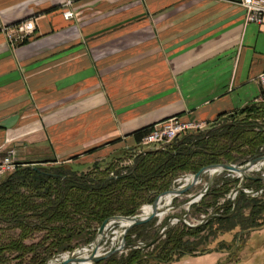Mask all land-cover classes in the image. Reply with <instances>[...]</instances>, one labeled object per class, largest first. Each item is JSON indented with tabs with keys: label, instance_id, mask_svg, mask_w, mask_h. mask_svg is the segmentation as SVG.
<instances>
[{
	"label": "crops",
	"instance_id": "0c3cea01",
	"mask_svg": "<svg viewBox=\"0 0 264 264\" xmlns=\"http://www.w3.org/2000/svg\"><path fill=\"white\" fill-rule=\"evenodd\" d=\"M246 14L240 0H0V160L92 165L141 145L143 128L259 103L264 21ZM232 251L162 264H264V226L241 261Z\"/></svg>",
	"mask_w": 264,
	"mask_h": 264
},
{
	"label": "trees",
	"instance_id": "16d2710c",
	"mask_svg": "<svg viewBox=\"0 0 264 264\" xmlns=\"http://www.w3.org/2000/svg\"><path fill=\"white\" fill-rule=\"evenodd\" d=\"M149 131L150 127L141 129L138 140ZM262 155L264 102H259L222 116L208 130L186 131L165 148L138 154L132 166L96 162L81 172L20 166L0 181V232L4 228L15 232L7 240L0 235V264H8L9 254L16 264H46L56 255L92 242L107 218L137 214L181 175L213 164L247 163ZM235 188L239 189L237 196L231 199L228 195ZM244 188H264L263 179L254 176L241 182L224 172L202 200L192 205L208 215L213 208L214 214L205 223L169 229L151 252L148 248L131 249L95 264H162L211 250L198 251L199 244L189 239L192 236L207 232V238H218L234 232L237 241L243 234L249 235L264 226V192L252 196ZM221 198L223 204H219ZM154 222L133 227L127 241L134 243L133 234L140 240L147 238ZM37 234V242H28Z\"/></svg>",
	"mask_w": 264,
	"mask_h": 264
},
{
	"label": "rangeland",
	"instance_id": "374dc122",
	"mask_svg": "<svg viewBox=\"0 0 264 264\" xmlns=\"http://www.w3.org/2000/svg\"><path fill=\"white\" fill-rule=\"evenodd\" d=\"M214 124H216V123H214ZM212 125H209L205 130H208ZM143 138H144V136H142L141 140H139L141 145H139L138 147H135V149H125V150L115 154V156L110 158L109 161L105 160V161H100L98 163L99 164H105V163L107 164V163L114 162L115 164H117L119 166H132L134 164L135 157L138 154L145 152V151H148V150H152L154 148H165V147H167V145L163 146V147H160V146L158 147L155 145H143L142 144ZM10 152L15 153L14 150H11ZM82 162L83 161H81V162L72 161V162H67V163H44V164L42 163V164H38V165H33V167H35V168H46L49 170L51 168L63 167L65 169H74V170L81 172V171H85V170L89 169L90 167H92L94 165V164L86 165V164H83ZM248 163L249 162L242 163V161H241L239 163H226V164H233V165L234 164H240L242 166H245ZM213 165H216V164H213ZM21 166H24V165H21ZM224 172H227V175L231 176L232 178L233 177L239 178L241 180V182H243L244 179H249V178H252L254 176H261V178L263 179V182H264V165H262L259 169H254V170L252 169V170L248 171L247 174L249 176H247V177L245 175H239L236 172H230V171H226V170H224V171L219 170V171L214 172V173L206 172L201 176L199 183L195 184L188 192H186L185 194H183L181 196L173 198L171 204H169V205L163 204V207L161 208V212L164 213V216L163 217L157 216L154 219H152L151 221H153V220L155 221L154 225L150 226L147 230L148 237H151V236L155 237L154 241H151V239L148 240L149 239L148 237L144 238L143 240L142 239L140 240V239L136 238V234H133V235H131V237L133 238L134 243H129L127 241V237H128V234L130 231L127 234H125L124 232H125L126 228L121 226L120 220L111 219V221L107 225V228L104 231V233L102 235H100L97 232V234H96V236L92 242H90L87 245H83V246L75 249L74 251L64 252V253H61L59 255H56V256L52 257L51 259H49L46 262V264H50L51 262H52L51 264H60L63 261V256L65 254H69L71 257L83 256L85 253H88L90 255L93 252V246L96 244V242H101L100 248H99L100 251H98V252H100L99 254L102 256L107 255L111 250H113L114 248H116L119 245H122L124 240H125L126 244H129V246H126L124 249H121L118 252H116L115 254H117L118 256H120L122 254H128V252L131 249H138V248H145V249L148 248V252H151L154 248L155 243L166 238L167 232L169 229H172V228L181 229L183 227V225H187L189 227H196L200 224L205 223L207 221V219L209 218V216L214 214L213 208L209 209L210 214L208 215V214H205L204 212H202L201 211L202 209H200L198 207H194V206L192 207V205L197 204L202 200L204 195L208 192L209 188L213 184H215L220 178L223 177ZM195 174L196 173L189 172V173H185V174L181 175L180 177H178L174 181L173 186L168 190L185 187V185H184L185 179L190 177V176L193 177ZM5 178H7V176L4 177L3 179H5ZM239 187H242L241 183L238 186V188ZM168 190H166V191H168ZM238 190L239 189H237V188L233 189L232 192L228 195V197L231 199H235L237 196ZM246 190L258 192V191L264 190V188H260L259 190L255 189V188H244L245 192H246ZM246 193L249 195L255 196L252 193H248V192H246ZM262 194L263 193H261L260 195H262ZM260 195H258V196H260ZM224 202H225V199L221 198L219 204H223ZM152 204H144L140 208L139 212L135 215H142L143 207L145 205H152ZM119 216H123V215L111 216L109 218H114V217H119ZM131 216H134V215H131ZM123 217H129V216H123ZM109 218H107V219H109ZM151 221H149V222H151ZM149 222H147V223H149ZM99 228H98V231H99ZM254 231H256V230H254ZM14 233L15 232L13 230H10L8 228H4V230H2L0 232V235H1V237L4 238V240H7L9 237L13 236ZM207 234L208 233L206 232L202 236H192L189 239H190V241H194V242L199 244V246H197L198 251L213 249L216 247H225V248L232 249L233 251L230 254H228L229 255L228 261L229 262H235V261L238 262V261L242 260L243 247H244V244L250 238L251 232L249 233V235L247 233L243 234L241 236V239H239L237 241L234 240V238H235L234 232L226 233L224 235H221L218 238H214L212 236L207 238V236H206ZM256 236H258V235H256ZM39 237H40V235L37 234V235H35V237L33 239H30L28 242H37L39 240ZM147 245H151V248L149 249V247ZM115 254H113V255H115ZM8 258H9L8 264H16L17 263L16 259L13 258V255L9 254ZM92 264H95V263H92ZM151 264H154V261H152Z\"/></svg>",
	"mask_w": 264,
	"mask_h": 264
},
{
	"label": "built area",
	"instance_id": "2783aa9c",
	"mask_svg": "<svg viewBox=\"0 0 264 264\" xmlns=\"http://www.w3.org/2000/svg\"><path fill=\"white\" fill-rule=\"evenodd\" d=\"M241 4L246 8L247 20L251 22L262 23L264 21V0H240ZM74 12L72 10H65L64 17L66 19L74 18ZM19 35L13 40L15 44L21 43L28 36V32L24 27H20ZM13 37V34H11ZM260 85L262 88L259 102H264V72L259 76ZM209 124L205 122L191 123L183 122L179 118H170L164 122L156 124L150 128V131L143 138V145H155L166 146L173 142L177 137L186 131L205 130ZM20 167V164L15 159L14 152H10L6 157L0 160V181L9 174L15 172ZM264 190L253 192L246 190L248 193H252L255 196L263 193Z\"/></svg>",
	"mask_w": 264,
	"mask_h": 264
},
{
	"label": "water",
	"instance_id": "95a60500",
	"mask_svg": "<svg viewBox=\"0 0 264 264\" xmlns=\"http://www.w3.org/2000/svg\"><path fill=\"white\" fill-rule=\"evenodd\" d=\"M259 164L264 165V155L259 156L257 158H254L252 160L249 161V163L245 166H242L240 164H216V165H210L207 167L202 168L199 172H197L194 176H193V180L192 183L185 186V187H181L178 189H171L168 191H165L163 193H161L156 200L154 201V203L152 204V206L154 207V211L150 216L147 217H142L141 215H134V216H129V217H123V216H119V217H114V218H109L107 220H105L103 222V224L101 225V227L99 228L98 233L100 235H102L104 233V231L107 228V225L110 223L111 219H115V220H129L132 223L130 224V226H128L125 229V234H127L133 227L138 226V225H142L144 223H147L149 221H151L152 219H154L155 217L158 216V203L160 202V200L166 196V195H171L173 197H178L181 196L183 194H185L186 192H188L195 184L199 183L201 176L206 173V172H217V171H230V172H241L239 175H245L246 177L249 176L247 174L248 171L252 170L253 167L258 166ZM100 243L101 242H96V246L93 249V252L88 256V260L90 261V264L92 263H96L99 262L102 259L108 258L111 255L115 254L116 252H118L121 249H124L126 246H129V244L125 243V240L123 241L122 245L117 246L116 248H114L113 250H111L107 255L102 256L100 254H98V250L100 248ZM83 260V258L77 256L72 258L71 260H63L60 264H75L76 262H79Z\"/></svg>",
	"mask_w": 264,
	"mask_h": 264
},
{
	"label": "bare ground",
	"instance_id": "6f19581e",
	"mask_svg": "<svg viewBox=\"0 0 264 264\" xmlns=\"http://www.w3.org/2000/svg\"><path fill=\"white\" fill-rule=\"evenodd\" d=\"M261 166H262V164H259L258 166L253 167V170H254V169H259ZM237 173L240 174L241 172H237ZM192 180H193V177H191V176L188 177V178H186V179H185V183H184V185L186 186V185L191 184V183H192ZM173 198H175V197H173V196H171V195H166V196H164V197L160 200V202L158 203V217H163V216H164V213L161 212V208L163 207V204H166V205L171 204ZM153 211H154V207H153L152 205H145V206L143 207V213H142L141 216H142V217L150 216V215L153 213ZM115 222H116V221H115ZM131 223H132V222L129 221V220H125V219L120 220V224H121V226L124 227V228H127L128 226H130ZM117 234H118V233H117ZM95 246H96V245L93 246V249L95 248ZM84 251H85V250H84ZM98 251H100V250H98ZM98 251H97V252H98ZM99 253H100V252H98V254H99ZM88 256H89L88 253H85L83 256H79V257L83 258V260H81V261H79V262H76L75 264H90V261L87 259ZM74 257H77V256H74ZM74 257H71L69 254H65V255L63 256V260H68V259L71 260V259L74 258ZM51 263H52V262H51ZM51 263H50V264H51Z\"/></svg>",
	"mask_w": 264,
	"mask_h": 264
}]
</instances>
